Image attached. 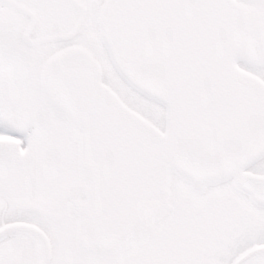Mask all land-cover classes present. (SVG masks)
<instances>
[{"label": "snow or ice", "instance_id": "snow-or-ice-1", "mask_svg": "<svg viewBox=\"0 0 264 264\" xmlns=\"http://www.w3.org/2000/svg\"><path fill=\"white\" fill-rule=\"evenodd\" d=\"M0 264H264V0H0Z\"/></svg>", "mask_w": 264, "mask_h": 264}]
</instances>
